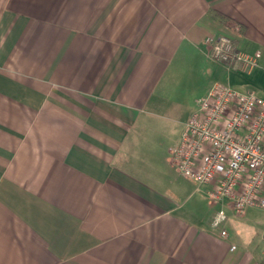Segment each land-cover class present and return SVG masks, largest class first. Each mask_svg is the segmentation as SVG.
Masks as SVG:
<instances>
[{"label": "crops", "instance_id": "0c3cea01", "mask_svg": "<svg viewBox=\"0 0 264 264\" xmlns=\"http://www.w3.org/2000/svg\"><path fill=\"white\" fill-rule=\"evenodd\" d=\"M219 34L264 76V0H0V264H264L260 208L212 202L162 125L248 85Z\"/></svg>", "mask_w": 264, "mask_h": 264}, {"label": "built area", "instance_id": "2783aa9c", "mask_svg": "<svg viewBox=\"0 0 264 264\" xmlns=\"http://www.w3.org/2000/svg\"><path fill=\"white\" fill-rule=\"evenodd\" d=\"M204 43L212 58L241 71L250 72L258 64V51L241 50L226 34L207 35ZM170 157L184 176L207 186L212 202L225 198L237 215L249 206L264 210V99L253 90L213 82L185 120ZM225 219L222 205L215 209L211 225ZM226 233L221 229L222 236Z\"/></svg>", "mask_w": 264, "mask_h": 264}, {"label": "rangeland", "instance_id": "374dc122", "mask_svg": "<svg viewBox=\"0 0 264 264\" xmlns=\"http://www.w3.org/2000/svg\"><path fill=\"white\" fill-rule=\"evenodd\" d=\"M235 69V70H234ZM234 72H238L242 77L248 79V85L242 87L240 86L239 88H241V90H253L260 98L264 99V76L261 77H254L251 72H242L239 69L233 68ZM223 83H229L230 82L227 79H220ZM181 115V113H180ZM180 115H177L178 119H176L175 121H170L167 119H164V121H162V125L169 127V130L171 132V135H177L179 136L183 123L181 122V117ZM176 117V118H177ZM173 147V146H172ZM253 211H256V213L258 215H260L262 218H264V210L261 209H252Z\"/></svg>", "mask_w": 264, "mask_h": 264}]
</instances>
